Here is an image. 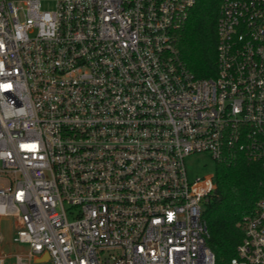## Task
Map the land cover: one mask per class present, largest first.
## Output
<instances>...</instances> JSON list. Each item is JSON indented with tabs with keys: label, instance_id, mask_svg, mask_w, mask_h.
I'll use <instances>...</instances> for the list:
<instances>
[{
	"label": "built area",
	"instance_id": "2783aa9c",
	"mask_svg": "<svg viewBox=\"0 0 264 264\" xmlns=\"http://www.w3.org/2000/svg\"><path fill=\"white\" fill-rule=\"evenodd\" d=\"M196 3L0 0V218L29 245L15 264H219L213 175L191 180L185 159L264 164V0H219L205 78L177 45ZM244 220L229 264H264V199Z\"/></svg>",
	"mask_w": 264,
	"mask_h": 264
},
{
	"label": "trees",
	"instance_id": "16d2710c",
	"mask_svg": "<svg viewBox=\"0 0 264 264\" xmlns=\"http://www.w3.org/2000/svg\"><path fill=\"white\" fill-rule=\"evenodd\" d=\"M219 0H197L185 25L177 32V45L186 65L198 77L217 75ZM215 191L204 216L210 230L209 245L219 264H229L245 235L247 215L264 199V164L244 156L217 161Z\"/></svg>",
	"mask_w": 264,
	"mask_h": 264
},
{
	"label": "rangeland",
	"instance_id": "374dc122",
	"mask_svg": "<svg viewBox=\"0 0 264 264\" xmlns=\"http://www.w3.org/2000/svg\"><path fill=\"white\" fill-rule=\"evenodd\" d=\"M185 164L188 176L191 180L197 177H207L215 174L217 161L207 153H197L186 157ZM16 217L14 215H4L0 218L1 231V253L14 252L17 250L27 251L28 244L12 243L15 232ZM12 243V244H11ZM41 264H52L51 262H43Z\"/></svg>",
	"mask_w": 264,
	"mask_h": 264
},
{
	"label": "crops",
	"instance_id": "0c3cea01",
	"mask_svg": "<svg viewBox=\"0 0 264 264\" xmlns=\"http://www.w3.org/2000/svg\"><path fill=\"white\" fill-rule=\"evenodd\" d=\"M12 243H13V242H12ZM12 243H11V244H12ZM17 251H18V250H17ZM14 252H16V251H14ZM14 252H8V253H5V254L7 255V257H6V260H5V263H4V264H15ZM41 263H43V262L41 261V258H36V259H35L34 264H41Z\"/></svg>",
	"mask_w": 264,
	"mask_h": 264
}]
</instances>
